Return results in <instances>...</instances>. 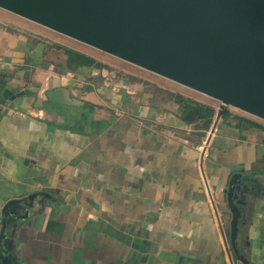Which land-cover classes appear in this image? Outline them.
I'll return each instance as SVG.
<instances>
[{
  "label": "crops",
  "instance_id": "obj_1",
  "mask_svg": "<svg viewBox=\"0 0 264 264\" xmlns=\"http://www.w3.org/2000/svg\"><path fill=\"white\" fill-rule=\"evenodd\" d=\"M64 49L100 63L0 25V264H264V125L222 116L200 152Z\"/></svg>",
  "mask_w": 264,
  "mask_h": 264
},
{
  "label": "water",
  "instance_id": "obj_2",
  "mask_svg": "<svg viewBox=\"0 0 264 264\" xmlns=\"http://www.w3.org/2000/svg\"><path fill=\"white\" fill-rule=\"evenodd\" d=\"M0 6L215 97L221 104L210 134L229 106L264 120V0H0ZM231 249L238 258L232 238Z\"/></svg>",
  "mask_w": 264,
  "mask_h": 264
},
{
  "label": "rangeland",
  "instance_id": "obj_3",
  "mask_svg": "<svg viewBox=\"0 0 264 264\" xmlns=\"http://www.w3.org/2000/svg\"><path fill=\"white\" fill-rule=\"evenodd\" d=\"M4 24L22 29L30 34L44 35L45 38L51 39L53 42L58 41L59 43L75 46L87 51L100 61V71L104 73V80L109 87L120 91L134 92L136 93L135 97L140 98L142 95H146L150 97L151 102L159 103L166 108L174 106L180 109L185 101L189 104L198 103L213 108L215 114L221 104L218 99L211 95L0 6V25ZM226 112H229L233 116L239 115L264 125V120L261 118L253 116L235 106H229ZM215 114L212 118V123ZM212 123L207 129L202 126V122H197L191 127L194 134L199 137L200 152L206 147V140L210 135Z\"/></svg>",
  "mask_w": 264,
  "mask_h": 264
},
{
  "label": "trees",
  "instance_id": "obj_4",
  "mask_svg": "<svg viewBox=\"0 0 264 264\" xmlns=\"http://www.w3.org/2000/svg\"><path fill=\"white\" fill-rule=\"evenodd\" d=\"M65 53L68 55L69 63H74L77 66H97L101 67L100 63H97L95 60H93L90 57L81 55L79 53L73 52L71 50L64 49ZM182 120L187 124H193L197 122H202V126L207 129L212 123V118L215 114V111L211 107H207L204 105H200L198 103H192L189 104L186 101L184 104H182ZM231 116L229 112H226L223 117ZM235 119L238 121L239 126L241 125H247L249 127L254 128H261L260 125L257 123H254L253 121L237 117L235 116Z\"/></svg>",
  "mask_w": 264,
  "mask_h": 264
},
{
  "label": "flooded vegetation",
  "instance_id": "obj_5",
  "mask_svg": "<svg viewBox=\"0 0 264 264\" xmlns=\"http://www.w3.org/2000/svg\"><path fill=\"white\" fill-rule=\"evenodd\" d=\"M237 251V250H236Z\"/></svg>",
  "mask_w": 264,
  "mask_h": 264
}]
</instances>
